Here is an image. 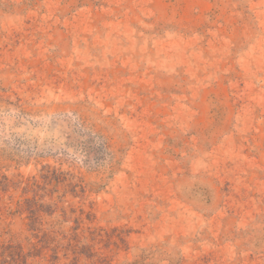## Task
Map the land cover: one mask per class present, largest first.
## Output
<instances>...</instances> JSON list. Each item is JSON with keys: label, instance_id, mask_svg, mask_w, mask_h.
Masks as SVG:
<instances>
[{"label": "rangeland", "instance_id": "374dc122", "mask_svg": "<svg viewBox=\"0 0 264 264\" xmlns=\"http://www.w3.org/2000/svg\"><path fill=\"white\" fill-rule=\"evenodd\" d=\"M0 264H264V0H0Z\"/></svg>", "mask_w": 264, "mask_h": 264}]
</instances>
